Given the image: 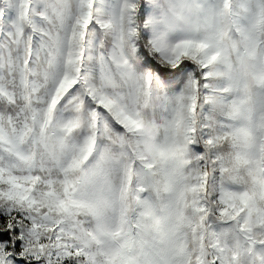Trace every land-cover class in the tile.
<instances>
[{"label": "snow or ice", "instance_id": "snow-or-ice-1", "mask_svg": "<svg viewBox=\"0 0 264 264\" xmlns=\"http://www.w3.org/2000/svg\"><path fill=\"white\" fill-rule=\"evenodd\" d=\"M0 264H264V0H0Z\"/></svg>", "mask_w": 264, "mask_h": 264}]
</instances>
